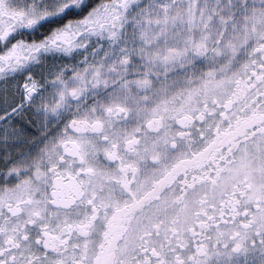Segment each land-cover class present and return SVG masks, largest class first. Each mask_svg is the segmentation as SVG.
Returning <instances> with one entry per match:
<instances>
[{"label":"snow or ice","instance_id":"6c2138e0","mask_svg":"<svg viewBox=\"0 0 264 264\" xmlns=\"http://www.w3.org/2000/svg\"><path fill=\"white\" fill-rule=\"evenodd\" d=\"M0 264H264V0H0Z\"/></svg>","mask_w":264,"mask_h":264},{"label":"flooded vegetation","instance_id":"af4514ba","mask_svg":"<svg viewBox=\"0 0 264 264\" xmlns=\"http://www.w3.org/2000/svg\"><path fill=\"white\" fill-rule=\"evenodd\" d=\"M41 23H43V22H41Z\"/></svg>","mask_w":264,"mask_h":264}]
</instances>
